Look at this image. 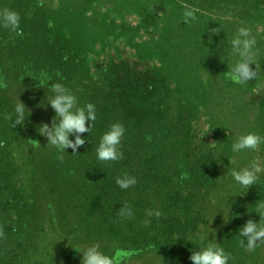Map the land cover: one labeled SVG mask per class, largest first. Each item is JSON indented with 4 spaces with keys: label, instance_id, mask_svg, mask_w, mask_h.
Wrapping results in <instances>:
<instances>
[{
    "label": "trees",
    "instance_id": "trees-1",
    "mask_svg": "<svg viewBox=\"0 0 264 264\" xmlns=\"http://www.w3.org/2000/svg\"><path fill=\"white\" fill-rule=\"evenodd\" d=\"M172 1L0 0V11L21 17L15 31L0 26V264H81V250L97 242L108 254L123 253L116 264H191L201 245L184 239L201 226L231 253L229 264H264V248L247 253L238 235L248 220H260L264 173L249 189L235 184L229 150L186 155L185 133L204 116L229 144L238 134L264 135V39L256 38L250 65L256 77L234 83L236 57L221 51L233 35L217 42L204 21L230 0ZM257 3L264 10V0ZM185 5L199 18L185 23ZM240 8V19L223 15L216 25L249 27L251 7ZM55 82L96 108L75 153L39 133L59 122L46 100ZM19 101L28 112L14 126ZM113 123L126 129L123 158L102 162L95 149ZM246 157L264 166V155ZM125 173L136 179L127 190L115 183ZM200 190L209 193L198 197ZM125 202L134 215L121 219ZM148 209L162 215L148 218Z\"/></svg>",
    "mask_w": 264,
    "mask_h": 264
},
{
    "label": "clouds",
    "instance_id": "clouds-1",
    "mask_svg": "<svg viewBox=\"0 0 264 264\" xmlns=\"http://www.w3.org/2000/svg\"><path fill=\"white\" fill-rule=\"evenodd\" d=\"M197 11V9L185 5L182 13L184 22L195 21ZM20 19V14L14 10L5 8L0 11V26L11 31L19 28ZM256 44V36L250 27L240 26L236 29L229 42L230 54L236 57L229 69L230 78L234 83L244 85L256 77V68L253 70L250 67V65H255ZM49 87L52 94L47 95L46 100L54 110L59 122L54 123L51 128L43 125L39 128V133L47 135L48 144L58 151L66 152L68 148H72L73 153H75L86 142L80 134L90 133L93 130L97 119L96 108L92 103L81 104L74 92L62 82L52 83ZM26 112L28 111L25 105L19 101L15 105L14 126L23 124ZM125 131L126 129L122 123H113L99 138L95 149L96 159L102 162L122 159L123 153L120 151V145ZM72 135H75L74 141L70 139ZM261 144H264V135L250 131L238 134L230 150L233 153H240L245 150L256 151ZM262 173H264V166L259 161H253L238 170L233 169L230 175L235 184L249 189L250 186L260 180ZM115 183L119 188L127 190L136 184V179L125 173L117 176ZM257 213L260 217L259 222L250 219L238 230L240 247L247 253H255L258 249L264 248V203L258 206ZM133 215L132 207L128 202H125L119 211L120 218L128 219ZM145 215L148 218L152 216L159 218L162 212L159 209H148ZM149 222L150 220H145V223ZM209 234L210 232L201 226L194 236L190 234L184 239L192 243L195 237L201 245L192 250L190 255L191 264H229L232 260L231 253L226 251L222 245L210 239ZM81 254V264H116V259L123 255L121 252H116L115 256L108 254L102 250V245L98 242L91 243L83 248Z\"/></svg>",
    "mask_w": 264,
    "mask_h": 264
},
{
    "label": "rangeland",
    "instance_id": "rangeland-1",
    "mask_svg": "<svg viewBox=\"0 0 264 264\" xmlns=\"http://www.w3.org/2000/svg\"><path fill=\"white\" fill-rule=\"evenodd\" d=\"M171 1V7H173V1ZM175 3V1H174ZM229 3V4H227ZM244 3H247V7H251V11H249L248 19H249V27L251 28L253 34L256 36V38H263L264 39V10L261 9L259 11H256L257 6H260L261 4L257 3V0H230V2L224 3V5H230L229 7H224L223 5L221 7H218L217 15H211L210 17H207V19H204V21L211 27V31L209 32L210 37H217V42L224 39L226 37H229L230 34L234 35L236 28L239 27V25L235 28L233 25L230 27H219L217 24V21L219 18L223 15L231 16V21H234L236 19H240L242 17V8H240ZM263 3V2H262ZM177 4V3H176ZM196 6H198L196 4ZM183 13L182 10L179 9ZM199 14V13H197ZM205 15V14H204ZM199 16V15H197ZM199 18V17H197ZM221 20V19H220ZM216 33H215V32ZM224 32L223 35L220 33ZM232 39V38H231ZM222 42H219V46ZM221 48V47H220ZM229 52V47L224 46V49H221V51ZM234 62V61H233ZM231 62V64L233 63ZM148 66H152L151 62L143 61L141 62V65L147 64ZM260 67V66H259ZM219 77H216V79L212 80V82L216 83L217 85H222L221 82L218 81ZM229 80L231 78L229 77ZM216 81V82H215ZM233 82V81H232ZM251 83H249V89H246V93L251 91ZM204 117V116H203ZM199 121V123L196 124V126H193V128H186L185 133L187 136H190L189 141V152H186V155H227L226 151L229 150L228 155H233L232 161H234V167L237 169L247 166L248 164V157L246 155H264V149L263 145L261 144L256 151L251 150H245L240 153H233L231 149V145L229 144V141L224 139V136L222 135L221 126H219L217 123H214V127H211L210 124H208L207 121H205V118ZM210 126V127H209ZM234 127L231 125L229 126V130H232ZM233 131V130H232ZM226 135H229L226 133ZM236 136L232 138V143L234 142ZM220 142L218 145L217 142ZM191 142V144H190ZM182 145V144H181ZM192 145V146H191ZM183 148V147H182ZM190 192L189 188H186L182 190V193L188 194ZM209 193V191L206 190H200V192H197L198 197L201 196L202 198H205L206 195Z\"/></svg>",
    "mask_w": 264,
    "mask_h": 264
}]
</instances>
